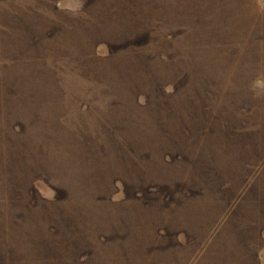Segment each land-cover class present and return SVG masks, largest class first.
Segmentation results:
<instances>
[{
  "label": "rangeland",
  "instance_id": "1",
  "mask_svg": "<svg viewBox=\"0 0 264 264\" xmlns=\"http://www.w3.org/2000/svg\"><path fill=\"white\" fill-rule=\"evenodd\" d=\"M0 264H264V0H0Z\"/></svg>",
  "mask_w": 264,
  "mask_h": 264
}]
</instances>
